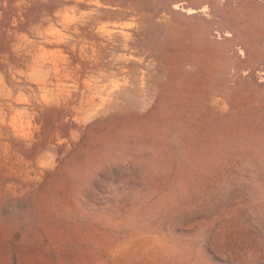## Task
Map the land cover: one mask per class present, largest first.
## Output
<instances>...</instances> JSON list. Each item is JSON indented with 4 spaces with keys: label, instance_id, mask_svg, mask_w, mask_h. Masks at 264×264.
<instances>
[{
    "label": "rangeland",
    "instance_id": "rangeland-1",
    "mask_svg": "<svg viewBox=\"0 0 264 264\" xmlns=\"http://www.w3.org/2000/svg\"><path fill=\"white\" fill-rule=\"evenodd\" d=\"M75 1L0 0V264H264V75L225 32L184 64L199 0H99L129 36L82 75Z\"/></svg>",
    "mask_w": 264,
    "mask_h": 264
},
{
    "label": "bare ground",
    "instance_id": "bare-ground-1",
    "mask_svg": "<svg viewBox=\"0 0 264 264\" xmlns=\"http://www.w3.org/2000/svg\"><path fill=\"white\" fill-rule=\"evenodd\" d=\"M75 2L90 4L91 6L93 5V7L86 13V16H84L79 25L74 24L69 33L65 34V40H60L64 41L63 43L55 42V44L59 46L61 44L62 47L69 48L72 52L78 48L80 50V55L90 52V56H85V60L82 59L78 64L80 73L83 75L86 72L100 71L101 66L109 63L112 59L106 61L104 59L109 57L115 51L117 45L114 44V41L118 40L126 42L129 33L128 31H125L122 26L116 25H100L94 30V22L99 15L102 16V13L100 12L102 9L100 1L76 0ZM180 6L181 8L179 9L178 4V9L182 10L186 15L189 14L190 17L198 18L196 22H193L189 27H185L181 31V42L179 46L184 64L189 65L190 68L193 69L201 67V64L207 61L208 55H211L212 49L207 45V41L212 39L213 31H216L217 34L225 32L223 33L222 38L224 40L227 39V36H224L225 34L234 35L232 39L234 47H232L230 51L232 56L237 59V57L245 55L251 60L254 68L258 70L256 74L258 73L259 75V73H262V75H264V0H233L231 10L229 11V19L224 23H221V20L219 19L220 24L218 26L215 18H207V13L213 8L206 0H199L195 3L191 1L186 3L182 2ZM75 7L76 6H73L72 9ZM209 8H211V10ZM53 15H60V11L57 10ZM63 16L65 18L69 17V19L72 18L67 13H64ZM100 19H102V17ZM44 42L45 43L40 45L37 49L41 52L46 51L47 49L51 51V31L49 33L47 32ZM127 42H129V40ZM219 53L222 56L227 55L226 50H221ZM238 71L240 70L238 69ZM101 73L103 74L104 72ZM254 76L253 79H257L258 76L255 78ZM186 260L189 259L186 258Z\"/></svg>",
    "mask_w": 264,
    "mask_h": 264
}]
</instances>
